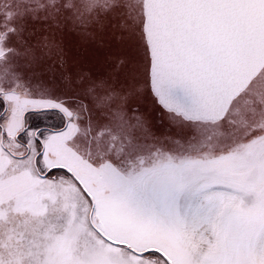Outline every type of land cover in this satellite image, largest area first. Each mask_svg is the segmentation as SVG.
Wrapping results in <instances>:
<instances>
[{
    "label": "snow or ice",
    "instance_id": "1",
    "mask_svg": "<svg viewBox=\"0 0 264 264\" xmlns=\"http://www.w3.org/2000/svg\"><path fill=\"white\" fill-rule=\"evenodd\" d=\"M0 264H264V0H0Z\"/></svg>",
    "mask_w": 264,
    "mask_h": 264
}]
</instances>
